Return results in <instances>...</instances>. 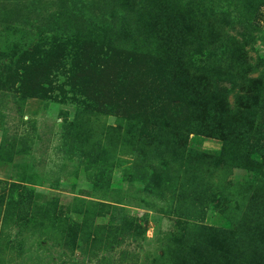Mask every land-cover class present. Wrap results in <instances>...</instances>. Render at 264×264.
Listing matches in <instances>:
<instances>
[{"label":"rangeland","instance_id":"374dc122","mask_svg":"<svg viewBox=\"0 0 264 264\" xmlns=\"http://www.w3.org/2000/svg\"><path fill=\"white\" fill-rule=\"evenodd\" d=\"M0 264H264V0H0Z\"/></svg>","mask_w":264,"mask_h":264},{"label":"trees","instance_id":"16d2710c","mask_svg":"<svg viewBox=\"0 0 264 264\" xmlns=\"http://www.w3.org/2000/svg\"><path fill=\"white\" fill-rule=\"evenodd\" d=\"M254 232L257 233V234H256V233H253L254 235L256 234V236H259L261 231L259 230V231H254ZM261 233H262V232H261ZM258 238H259V237H258ZM260 240L263 241L262 239H260ZM196 259H198V258H196Z\"/></svg>","mask_w":264,"mask_h":264}]
</instances>
